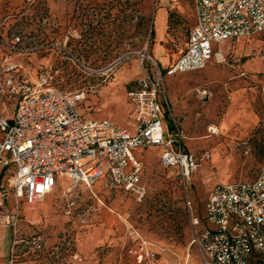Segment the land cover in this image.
<instances>
[{
    "label": "rangeland",
    "instance_id": "rangeland-1",
    "mask_svg": "<svg viewBox=\"0 0 264 264\" xmlns=\"http://www.w3.org/2000/svg\"><path fill=\"white\" fill-rule=\"evenodd\" d=\"M193 21L192 0H0V61L30 80L48 72L57 88L85 93L81 116L134 135L127 89L144 76L142 61L163 73ZM216 49L221 58L204 69L163 77V125L175 118L183 147L204 158L190 181L160 166V147L141 148V202L104 180L67 194L59 177L27 203L15 196L12 167H0V264H203L193 236L206 226L210 189L251 181L264 167V32ZM10 104L0 100V117L11 116Z\"/></svg>",
    "mask_w": 264,
    "mask_h": 264
},
{
    "label": "built area",
    "instance_id": "built-area-1",
    "mask_svg": "<svg viewBox=\"0 0 264 264\" xmlns=\"http://www.w3.org/2000/svg\"><path fill=\"white\" fill-rule=\"evenodd\" d=\"M192 5L194 24L183 50L163 73L156 62L148 70L142 61L144 76L127 89L134 135L107 120L81 116L77 108L85 93L57 88L48 72L30 80L10 60L0 61V100L11 103V116L0 117V167H12L17 198L39 202L64 177L67 194L104 180L141 202L147 194L143 163L133 153L149 147L162 149L163 169L183 184L191 180L204 158L183 147L186 137L175 118L171 128L163 125V77L200 71L220 54L219 45L264 32V0H192ZM74 206L68 198L65 214ZM204 221L193 236L203 264H253L264 256V167L251 181L212 187ZM191 222L201 226L195 216Z\"/></svg>",
    "mask_w": 264,
    "mask_h": 264
},
{
    "label": "crops",
    "instance_id": "crops-1",
    "mask_svg": "<svg viewBox=\"0 0 264 264\" xmlns=\"http://www.w3.org/2000/svg\"><path fill=\"white\" fill-rule=\"evenodd\" d=\"M193 24H194V21H193ZM192 24V25H193ZM165 60H166V58H165ZM167 61V63L166 64H164L163 65V68H165V67H168L172 62H173V60H166ZM161 151H162V149H161ZM161 154V153H160ZM141 162H142V159H139ZM143 163V162H142Z\"/></svg>",
    "mask_w": 264,
    "mask_h": 264
},
{
    "label": "trees",
    "instance_id": "trees-1",
    "mask_svg": "<svg viewBox=\"0 0 264 264\" xmlns=\"http://www.w3.org/2000/svg\"><path fill=\"white\" fill-rule=\"evenodd\" d=\"M191 27H192V25H191ZM191 27H190V28H191ZM190 28H189V29H188V31H187V34H186V39H185V43H186V41H187L188 32H189ZM185 43H184V47H185Z\"/></svg>",
    "mask_w": 264,
    "mask_h": 264
},
{
    "label": "bare ground",
    "instance_id": "bare-ground-1",
    "mask_svg": "<svg viewBox=\"0 0 264 264\" xmlns=\"http://www.w3.org/2000/svg\"><path fill=\"white\" fill-rule=\"evenodd\" d=\"M221 55L219 54L217 57H218V59H220L221 57H220Z\"/></svg>",
    "mask_w": 264,
    "mask_h": 264
}]
</instances>
